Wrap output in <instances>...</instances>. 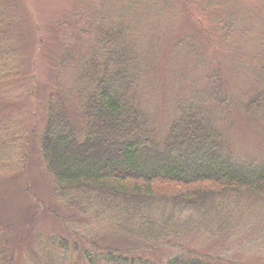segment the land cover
Segmentation results:
<instances>
[{
  "label": "trees",
  "instance_id": "16d2710c",
  "mask_svg": "<svg viewBox=\"0 0 264 264\" xmlns=\"http://www.w3.org/2000/svg\"><path fill=\"white\" fill-rule=\"evenodd\" d=\"M106 1L103 15L95 20L92 35L95 44L89 52L76 57L73 50H61L56 67L57 76L62 80L57 78L58 89L47 96V113L40 133L33 127L29 134L20 130V135L14 136L9 132L12 125H7L11 120L0 123V167L9 166V153L22 148L28 151L22 161L25 165L35 150L51 196L65 211V219L60 222L62 234L36 233L34 216L41 203L30 192V213L19 218L24 227L29 223V231L24 229L26 237L21 233L23 229L15 232L8 223L12 221L10 215L1 212L0 264H20L18 257L22 248L13 247L10 231L18 244L31 242L25 253L28 264H243L231 257L204 255L184 246L180 247L184 249L182 253L165 259L160 257L159 262L147 256L145 250L155 251L156 255L161 245L179 244L169 237L182 231L189 233L187 219L193 214L206 218L208 214L214 215V220L219 208L218 197L230 193L264 198V160L236 159L230 148L224 149L225 134L214 121L213 110L208 105L209 100L218 102L216 107L226 105L221 97L222 83L215 72L208 77L210 83L191 90L188 99L178 98L176 114L167 133L161 140L157 137L155 118L148 113L146 104L143 105L145 97L139 87L147 65L138 56L140 53L134 52L138 46L131 43L135 39L124 38L126 24L122 25L121 16L128 12L122 6V11L116 13L121 18L120 25H115L116 29L110 27L106 20L115 0ZM147 1L155 4L160 0ZM13 8L12 1L0 0V84L16 80L10 68L16 65L14 60L19 59L20 63L22 60L12 44L20 33L18 14ZM217 9L215 12L225 19L218 17L222 24H217V28L227 29L226 39L236 22V30L240 28L244 34L251 30L239 24L252 19L250 16L236 18ZM189 34L176 44L186 43L184 47L189 45L192 52L198 51L197 46L192 47L197 45L193 39L196 34ZM82 40L81 33L77 42ZM145 41L150 44L151 52L153 43ZM68 65L77 75L73 88L64 84V69ZM259 69L264 75V62ZM260 86L249 92L244 103L245 114L259 121L264 120V79ZM8 115L21 117L14 111ZM18 124L20 127L24 122L18 121ZM184 208L192 213L182 217L179 214ZM96 221L101 224L96 239L85 240L86 235L81 233L85 230L78 231L74 226ZM107 238L112 243L104 242ZM111 238H115V244ZM38 251L40 257L36 259L34 254Z\"/></svg>",
  "mask_w": 264,
  "mask_h": 264
},
{
  "label": "rangeland",
  "instance_id": "374dc122",
  "mask_svg": "<svg viewBox=\"0 0 264 264\" xmlns=\"http://www.w3.org/2000/svg\"><path fill=\"white\" fill-rule=\"evenodd\" d=\"M10 1L18 14L16 22L20 32L12 44L14 49L19 50L22 60L21 63L19 59L17 62L14 60L16 65L10 68L15 71L11 73L16 80L9 83L2 81L0 84V123L11 120L7 125H12L9 132L14 136H19L20 130L29 134V129L33 127L39 129L40 133L47 113V96L58 89L57 78L62 80L61 76H57L56 67L61 50H73L72 54L76 57L89 52L92 44H95L92 37L97 24L95 20L101 18L103 6H107L108 1ZM209 4L214 7L208 8ZM122 6L128 12L124 17L121 16L122 25L126 24L123 26L124 38L128 41L135 39V43H131L138 46L134 52H139L138 56L147 65L139 87L145 97L143 105L146 104L148 113L155 118L157 137H164L167 133L176 114L178 98L188 99L190 91L205 87L210 83L208 77L215 72L222 83L221 97L226 105L218 108L214 106L218 104L215 100H209L208 105L213 110L214 121L220 124L225 134L224 149L230 148L229 151L236 159L263 161L264 120L247 116L244 103L249 92L263 84L264 75L259 65L264 62V3L260 0H214V3L213 0H160L154 4L147 0H115L106 20L110 27L116 29L115 25H120L121 18L116 13L122 11ZM216 7L217 10L238 16L236 18L241 15L250 16L252 19L239 24L251 30L247 33L244 31L245 34L239 31L240 28L236 30V22L229 39H226L224 35L227 29L224 26L221 27L223 29L217 28V24H222L218 17L225 19L215 12ZM190 32L196 34L193 39L197 45L192 47L197 46L198 51L192 52L189 45L184 47L186 43L182 46L176 44L177 40H183V36ZM81 33L84 40L78 43L77 36ZM142 37L143 40L137 42ZM145 40L153 43L151 52L148 47L150 44ZM68 66L64 69V84L73 88L77 75L74 68ZM11 111L18 112L21 117H10L8 112ZM18 121L24 124L19 127ZM27 153L24 148L9 153V166L0 167V213L10 215L12 221L8 223L12 224L15 232L23 229L21 233L25 236L24 229H29V223L24 227L25 223H21L19 218H25L30 213L32 201L29 193L33 192L41 203L34 216L36 233L45 231L50 235L62 234L63 223L61 226L60 222L65 219V211L51 196L52 191L45 183V171L39 164L35 150L30 162L25 165L22 162ZM20 165L22 169H18ZM218 198L219 208L214 220V215L208 214L206 218L193 214L190 219L186 218L189 233L182 231L169 237L175 242L179 241L180 245H161L156 255L155 251L145 250L147 256L159 262L160 257L165 259L168 255L182 253L184 249L180 247L184 246L204 255L231 257L243 264H264V198L230 193ZM190 213L189 208H184L179 215L183 217ZM74 226L78 227V231L85 230L81 232L86 235L85 240L87 237L96 239V232L101 231L98 222ZM10 237L14 239V248H22H19L22 253L18 261L20 264H28L25 253L31 242L18 244V239L11 231ZM111 239L115 244V238ZM123 240L126 239L123 237ZM104 242L112 243L110 238ZM34 256L38 259L40 252Z\"/></svg>",
  "mask_w": 264,
  "mask_h": 264
}]
</instances>
